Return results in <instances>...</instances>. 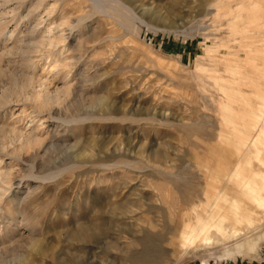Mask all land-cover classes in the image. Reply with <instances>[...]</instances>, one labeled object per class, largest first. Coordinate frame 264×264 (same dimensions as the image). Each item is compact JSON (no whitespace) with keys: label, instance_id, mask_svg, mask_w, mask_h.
Segmentation results:
<instances>
[{"label":"rangeland","instance_id":"obj_1","mask_svg":"<svg viewBox=\"0 0 264 264\" xmlns=\"http://www.w3.org/2000/svg\"><path fill=\"white\" fill-rule=\"evenodd\" d=\"M0 22V127L56 146L0 148V264H264L237 186L264 182V0H0Z\"/></svg>","mask_w":264,"mask_h":264},{"label":"bare ground","instance_id":"obj_2","mask_svg":"<svg viewBox=\"0 0 264 264\" xmlns=\"http://www.w3.org/2000/svg\"><path fill=\"white\" fill-rule=\"evenodd\" d=\"M8 1V0H7ZM23 1V0H22ZM8 3V2H7ZM6 4V3H5ZM30 10V9H29ZM28 11V10H27ZM50 11V10H49ZM29 13H30V11H29ZM29 13H28V15H29ZM133 13V12H132ZM146 14V13H145ZM28 15H26V16H28ZM24 16V15H23ZM20 17H22V16H20ZM25 17V16H24ZM63 17H65V16H63ZM68 17V16H67ZM133 17V16H132ZM160 17V16H159ZM23 18V17H22ZM69 18V17H68ZM67 19V18H66ZM63 20V21H59V26H61L62 24H65V25H70V24H72V22H71V20L69 19V20ZM18 20H19V18H18ZM1 23V22H0ZM0 25H2V24H0ZM165 25V24H164ZM64 26V25H63ZM71 26V28H72V25H70ZM57 27H58V25H57ZM1 28L2 27H0V30H1ZM3 28H6V27H3ZM3 28H2V30H3ZM53 28V27H52ZM55 28H56V26H55ZM16 29V27L13 29V30H10L9 32L12 34L13 32H15L14 30ZM32 29H33V27H32ZM31 28H30V30H32ZM67 29V28H66ZM171 29V31H172V27L171 28H169V27H162V30H170ZM2 30L0 31V33L2 32ZM62 30V29H61ZM173 30H175V29H173ZM51 31V30H50ZM175 31H177V30H175ZM25 32V31H24ZM54 32V31H53ZM64 32V31H63ZM9 33V34H10ZM49 33H51V32H49ZM13 34H15V33H13ZM12 34V35H13ZM22 35V34H21ZM45 35V34H44ZM11 36V35H10ZM56 36V35H55ZM9 38V37H8ZM15 38V37H14ZM48 38V37H47ZM46 38V39H47ZM64 38H66L67 39V37L65 36ZM7 39V38H6ZM38 39V38H37ZM55 39H57V42L59 41V40H63V36L61 35V33H60V35H57V38H55ZM59 39V40H58ZM63 41H65V40H63ZM82 41V40H81ZM51 42V41H50ZM86 42V41H85ZM5 43V42H4ZM43 43H44V41H43ZM42 43V44H43ZM52 43H54V42H52ZM31 44V43H30ZM41 44V43H40ZM13 45H16V44H13ZM19 45H20V43H19ZM20 48H21V46H20ZM27 48H28V46H27ZM50 48H51V46H50ZM67 48H70L69 46L67 47ZM24 49H25V47H24ZM53 49V48H52ZM5 50V49H4ZM14 50V49H13ZM21 50V49H20ZM69 50V49H68ZM71 50V49H70ZM10 51V50H9ZM24 53V52H23ZM8 54V53H7ZM11 55V54H10ZM78 55V54H77ZM19 56V55H18ZM75 58V57H74ZM53 59V58H52ZM56 64V63H55ZM74 64H75V62H74ZM3 70V69H2ZM1 71V70H0ZM11 75H12V79H14L15 80V82H17V80L19 79V85L21 86V90H24V88H28L29 86H31V84H32V79H31V77H28V76H21V75H14L13 73H10ZM11 79V78H10ZM60 90V89H59ZM63 90V89H62ZM66 90V89H65ZM36 91V90H35ZM39 92V91H38ZM38 92H34L33 93V99L34 100H36V102L38 103V105H41V104H44V105H48V104H51V103H54L55 101H57L58 99H59V96L58 95H52V96H49V95H43V96H41ZM61 92V91H60ZM64 92V91H63ZM68 92V91H67ZM67 92H65V93H67ZM23 93V92H22ZM32 93V92H31ZM58 93V92H57ZM56 93V94H57ZM62 93V92H61ZM63 94V93H62ZM32 96V95H31ZM40 96H41V98H40ZM65 95L63 94V97H64ZM62 97V98H63ZM4 98H2V100H3ZM8 99V98H7ZM98 99V98H97ZM10 100V99H9ZM61 100V99H60ZM3 102L4 103H7V102H9V101H7V100H3ZM62 102V101H61ZM2 105V104H1ZM62 105V104H61ZM65 105V104H64ZM49 106V105H48ZM68 106V105H67ZM44 107V106H43ZM57 107H59V106H57ZM34 130V129H33ZM55 130V129H54ZM21 131V130H20ZM33 132V131H32ZM31 132V135H29V134H27V135H23L22 133H20V132H17V131H14L13 130V128L12 129H8V128H4V127H0V148H5L6 146H5V144H7V143H13V144H15L14 142H16V141H19V143L18 144H15L14 146H13V148L11 149V152L13 153V152H18L20 149H28V148H33V147H35L33 150H34V154H39L38 152H39V150L41 149V151L43 152V153H41V154H45V153H47L49 150H51V148H56V146H55V144H53L52 146H49V145H43L42 143H41V139L39 140L36 136L34 137V134ZM29 133V132H28ZM50 139V138H49ZM56 139V138H55ZM50 141V140H49ZM57 145V144H56ZM61 145V144H60ZM54 146V147H53ZM63 146V145H62ZM11 148V147H10ZM63 148V147H62ZM53 149V150H54ZM32 150V149H31ZM52 150V151H53ZM56 150V149H55ZM50 155V154H49ZM33 156V155H32ZM36 156V155H35ZM45 156V155H44ZM43 156V157H44ZM32 158V157H31ZM2 160V159H1ZM1 162V161H0ZM11 174V173H10ZM0 175H1V179H3V183L5 182V185L7 184V185H10V184H8V176H11V175H9V171L8 170H5V171H1L0 172ZM10 179V178H9ZM257 182H258V180H257ZM257 182H252V181H250V180H245V179H240L239 180V184H237V186H240V192L241 193H239V194H243V196L244 195H246L249 199H250V201L251 202H253L254 203V205H256V206H262V208L264 207V182L262 181V182H260L259 184L257 183ZM11 183V182H10ZM1 185H4V184H1ZM7 187V186H6ZM2 189V188H1ZM221 189H223V188H221ZM228 188L227 187H224V190H227ZM3 190V189H2ZM1 191V190H0ZM222 191V190H221ZM225 194H226V191H223ZM227 192H228V190H227ZM231 192V191H230ZM0 193H2V192H0ZM237 193V194H238ZM1 195V194H0ZM227 195V194H226ZM181 197V196H180ZM228 198V197H227ZM184 199V198H183ZM248 199V200H249ZM181 200H182V198H181ZM239 203V202H238ZM181 204H182V202H181ZM181 204H180V206H181ZM240 204V203H239ZM231 205L235 208V210H236V208H238V204H237V201L236 200H234L232 203H231ZM245 205V204H244ZM205 207V206H204ZM221 207V206H220ZM218 208H219V205H218ZM233 209V208H232ZM234 210V209H233ZM217 211H218V209H217ZM201 218V217H200ZM220 220H222V219H220ZM183 222V221H182ZM221 225V223H219L217 226L219 227ZM198 227V229L196 228L195 230H194V228L192 229V228H190L189 229V231H183V234L185 235L184 237H182V239H183V245L185 244L186 246L187 245H189V246H193V244L195 243V240H196V237L200 234V233H202V232H204L205 230H207L209 227H212V223L211 224H209L208 222H205L204 224H202V227H199V226H197ZM202 240V242H204V243H209V241H210V239H209V237H207V236H203V238L201 239Z\"/></svg>","mask_w":264,"mask_h":264}]
</instances>
